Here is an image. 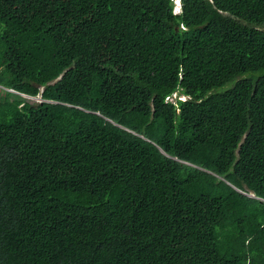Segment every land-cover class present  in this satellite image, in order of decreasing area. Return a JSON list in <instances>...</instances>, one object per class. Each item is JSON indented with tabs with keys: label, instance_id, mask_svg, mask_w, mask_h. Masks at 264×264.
<instances>
[{
	"label": "trees",
	"instance_id": "trees-1",
	"mask_svg": "<svg viewBox=\"0 0 264 264\" xmlns=\"http://www.w3.org/2000/svg\"><path fill=\"white\" fill-rule=\"evenodd\" d=\"M0 86V264H264V0H0Z\"/></svg>",
	"mask_w": 264,
	"mask_h": 264
},
{
	"label": "clouds",
	"instance_id": "clouds-1",
	"mask_svg": "<svg viewBox=\"0 0 264 264\" xmlns=\"http://www.w3.org/2000/svg\"><path fill=\"white\" fill-rule=\"evenodd\" d=\"M172 2H173V13L174 14H179L180 12H181V0H172ZM61 75L58 77V78H56L55 80H54V82H56V81H59L60 79H61ZM53 82V83H54ZM6 90H9V89H6ZM9 91H11V92H14V93H17L16 91H14V90H9ZM43 91V88H41L40 89V92H42ZM24 97H25V95H23ZM38 96H40V95H38ZM173 96V99L175 100L174 102L171 100V101H168V99L167 98H169V97H172ZM29 97V96H28ZM40 98H41V96H40ZM189 99V97L188 96H186V95H182V94H179V93H174V94H172V95H169V96H167L166 98H165V102H170V103H172V104H175L176 103V101L177 100H180V101H186V100H188ZM45 101V100H44ZM45 102H47V103H51V104H58V102H52V101H45ZM175 160H177V159H175ZM183 163V162H182ZM187 164V163H186Z\"/></svg>",
	"mask_w": 264,
	"mask_h": 264
},
{
	"label": "rangeland",
	"instance_id": "rangeland-1",
	"mask_svg": "<svg viewBox=\"0 0 264 264\" xmlns=\"http://www.w3.org/2000/svg\"><path fill=\"white\" fill-rule=\"evenodd\" d=\"M231 84L232 83H229V84H227V85H225V87L223 88V89H225L227 86H231ZM0 88H2L1 86H0ZM26 98H30V97H28V96H25ZM31 100H33L34 102H36V103H43V102H45L42 98H40V96H36V97H31ZM173 102L175 101L174 99H171Z\"/></svg>",
	"mask_w": 264,
	"mask_h": 264
},
{
	"label": "built area",
	"instance_id": "built-area-1",
	"mask_svg": "<svg viewBox=\"0 0 264 264\" xmlns=\"http://www.w3.org/2000/svg\"><path fill=\"white\" fill-rule=\"evenodd\" d=\"M168 99V101H171V99H173V96L172 97H169V98H167Z\"/></svg>",
	"mask_w": 264,
	"mask_h": 264
}]
</instances>
